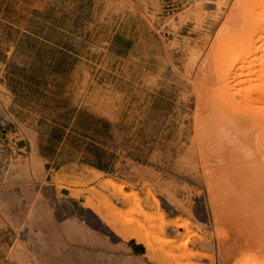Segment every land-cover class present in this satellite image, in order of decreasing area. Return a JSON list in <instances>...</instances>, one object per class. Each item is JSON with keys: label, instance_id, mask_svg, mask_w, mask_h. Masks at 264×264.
<instances>
[{"label": "rangeland", "instance_id": "obj_1", "mask_svg": "<svg viewBox=\"0 0 264 264\" xmlns=\"http://www.w3.org/2000/svg\"><path fill=\"white\" fill-rule=\"evenodd\" d=\"M2 105L0 264H264V0H8Z\"/></svg>", "mask_w": 264, "mask_h": 264}, {"label": "bare ground", "instance_id": "obj_2", "mask_svg": "<svg viewBox=\"0 0 264 264\" xmlns=\"http://www.w3.org/2000/svg\"><path fill=\"white\" fill-rule=\"evenodd\" d=\"M201 1H204V0H201ZM198 2H200V1H198ZM207 2V1H206ZM204 62V60L202 61V63ZM201 63V64H202ZM200 73V67H199V71L197 72V74H199ZM205 148V147H204ZM198 151H200V149L198 150ZM204 152H205V154H206V152L207 151H205L204 150ZM203 153V152H202ZM218 153V152H217ZM199 154H201V152L199 153ZM208 154V153H207ZM197 155H198V153H197ZM208 156H209V154H208ZM197 157V156H196ZM201 157V156H200ZM191 158V157H190ZM204 158V157H203ZM206 158V157H205ZM212 158V157H211ZM211 158H209V159H204V160H201V161H199V159L197 158V160L199 161V162H197L196 164V166H194L195 164H192L193 166H194V170H195V172L198 174V175H201L202 174V176L205 178V181H206V184H207V189H208V192H209V196L210 197H208V198H210V200L213 202V210H214V218H216V220H217V223H219V224H222L225 220V211H224V206H223V204H222V192H223V186H224V174H223V170H222V168H221V166H220V164L217 162L218 160H214L213 158L211 159ZM201 159H202V157H201ZM217 159V158H216ZM196 160V161H197ZM189 162V161H188ZM193 163H194V161H193ZM86 168V167H85ZM65 185V184H64ZM65 188V187H64ZM63 191V190H62ZM264 191V189L262 190V192ZM65 193V192H64ZM207 193V192H206ZM263 194V193H262ZM259 195H261V192H260V194ZM258 195V196H259ZM262 196V195H261ZM256 200H258V199H256ZM262 201V200H261ZM212 202H211V204H212ZM259 202H257V204H258ZM264 203V200H263V202H262V204ZM261 204V203H260ZM207 205V204H206ZM264 205V204H263ZM212 207V206H211ZM260 207V206H259ZM259 207H258V210H259ZM256 211V210H255ZM264 211V210H263ZM195 212V211H194ZM213 212V211H212ZM258 213V212H257ZM264 213V212H263ZM67 214V213H66ZM258 215V214H257ZM64 216V215H63ZM263 217V216H262ZM216 220H215V222H216ZM96 222V221H95ZM211 222V221H210ZM218 224V225H219ZM56 225H57V223H56ZM64 225V224H63ZM93 225V224H92ZM98 225V224H97ZM217 225V224H216ZM50 226V225H49ZM96 226V225H95ZM55 227V225H52L51 224V226L49 227L50 229H51V232L53 233V235H52V237L51 238H46V246L49 248V249H51V251L50 252H52L53 251V249H55V251H57V252H61V251H63V250H65L64 252L66 253H63V260H66L67 259V255H70L69 253V250H71V249H73V248H68L70 245H69V243L65 240V239H63V238H61V239H59V237H58V235L59 236H62L63 235V233H64V231L65 230H68V231H70V232H72V233H76V232H78V231H85V230H88L87 228H86V226L85 225H83V224H78V222H75V223H66V225H64V228L61 230V228L59 229V231H55L54 229H56V227ZM94 227V226H93ZM50 229H48V231H50ZM58 230V229H57ZM58 232V233H57ZM149 232V231H148ZM221 233V232H220ZM152 234V233H151ZM217 234H219V233H217ZM220 235V234H219ZM60 240H61V242H62V244L60 243ZM35 241H36V244H38V245H35L33 248H34V251L37 253L38 252V249L41 247V245H40V240H36L35 239ZM193 241H194V239H193ZM192 241V242H193ZM197 241V240H196ZM204 242V241H203ZM207 243L209 242V241H206ZM55 243H58L60 246H61V248L58 250V247L55 245ZM202 243V242H201ZM216 243H217V241H216ZM221 243V242H220ZM195 244V243H194ZM209 244H211L210 242H209ZM213 244V243H212ZM130 250H131V252H130V261H134V260H132L133 258H139L140 256H142L143 254H145L146 252H147V250L149 249V247L147 246V244L143 241V239L141 240V238H139V240H137V241H135V240H131L130 241ZM219 245V244H218ZM72 246V245H71ZM212 246H214V245H212ZM43 247H45V246H43ZM147 247H148V249H147ZM200 247H202V246H200ZM208 247H210V246H208ZM206 248V249H209V248ZM215 247V246H214ZM217 247V246H216ZM211 248V247H210ZM68 249V250H67ZM222 249H220V250H218V251H221ZM260 250V249H259ZM72 251V250H71ZM214 251V250H213ZM217 251V252H218ZM54 252V251H53ZM69 252V253H68ZM79 253H80V251H78ZM156 252V251H155ZM192 252H193V250H192ZM78 253V259H79V263H81L82 264V262H83V264H91L90 262H91V260H90V258L89 257H87V258H85V255H83V254H79ZM52 254V253H51ZM54 254V253H53ZM126 254V253H125ZM156 254H158V253H156ZM39 255V254H38ZM59 255V254H58ZM61 255V254H60ZM65 255H66V257H65ZM258 255V254H257ZM261 255V254H260ZM253 257V259L254 260H252L253 262H248V260H240V264H261L260 262H259V260L258 261H256L257 259H255V257H257V256H255V254H253L252 255ZM57 257H59V256H57ZM141 258H143V257H141ZM140 258V259H141ZM56 259V258H55ZM54 259V260H55ZM251 259V258H250ZM63 260H58V263H61V262H63ZM68 260H69V258H68ZM264 260V259H263ZM61 261V262H60ZM255 261V262H254ZM57 262V261H56ZM65 262V261H64ZM243 262V263H242ZM77 263V262H76ZM220 263V262H219ZM63 264V263H62ZM65 264V263H64ZM73 264H74V262H73ZM93 264V263H92ZM221 264V263H220Z\"/></svg>", "mask_w": 264, "mask_h": 264}, {"label": "crops", "instance_id": "obj_3", "mask_svg": "<svg viewBox=\"0 0 264 264\" xmlns=\"http://www.w3.org/2000/svg\"><path fill=\"white\" fill-rule=\"evenodd\" d=\"M7 2H8V0H0V6H1V9H5V7H6V4H7ZM9 106H7L6 105V107L4 106V105H2V106H0V125L2 126V125H25V123H23V122H20L19 120L17 121L16 119H15V117H14V115H13V113H11L12 114V117L14 118H12V119H6L5 117H4V115H2V114H8L9 113ZM5 108H6V111H5ZM10 114V115H11ZM4 117V118H3ZM28 125V124H27ZM25 143V142H24ZM19 145H22V144H20L19 143Z\"/></svg>", "mask_w": 264, "mask_h": 264}]
</instances>
